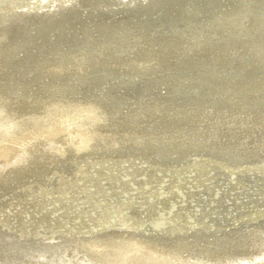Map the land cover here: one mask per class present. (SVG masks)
Instances as JSON below:
<instances>
[{"label": "bare ground", "instance_id": "6f19581e", "mask_svg": "<svg viewBox=\"0 0 264 264\" xmlns=\"http://www.w3.org/2000/svg\"><path fill=\"white\" fill-rule=\"evenodd\" d=\"M262 8L0 0V264H264Z\"/></svg>", "mask_w": 264, "mask_h": 264}, {"label": "rangeland", "instance_id": "374dc122", "mask_svg": "<svg viewBox=\"0 0 264 264\" xmlns=\"http://www.w3.org/2000/svg\"><path fill=\"white\" fill-rule=\"evenodd\" d=\"M262 9H264V8H262ZM261 12H263V10L261 11ZM261 14V13H260ZM258 38L260 39V40H262L263 39V41H264V36H258ZM117 54V53H116ZM116 54H114V55H116ZM113 55V56H114ZM113 58V57H112ZM100 60L101 59H104V58H99ZM105 59H109L108 57L107 58H105ZM113 59H115V58H113ZM118 59V58H117ZM122 61V60H121ZM132 61V60H131ZM162 93H164V92H162ZM117 118H118V116H117ZM117 121V120H116ZM116 121H114V123L116 122ZM118 123V122H117ZM114 125L116 126V124H112V126L111 127H114ZM107 126V127H106ZM105 126V128H107V129H109V130H112V128L110 127L109 128V126L108 125H106ZM120 126V125H119ZM105 130V129H104ZM122 130V129H121ZM121 130H119V132H118V130L116 131V132H114V133H116V135H117V137H119L120 136V131ZM113 131H115V130H112V132ZM112 132H109V133H112ZM224 135V134H223ZM241 135H243L242 137H244L243 139H241L242 137H240ZM229 137V139H228V137ZM234 136V137H233ZM227 137V138H226ZM233 137V138H232ZM237 139H236V138ZM220 140L219 141H217V143L219 144L218 146L219 147H222V148H228L229 150H231L232 152H244V153H257V152H259L261 155L262 154H264V144H262V145H259L258 147H257V143H259L258 141L260 140V139H255V138H253V139H249V140H246V136L244 135V134H236V135H233V134H227L226 133V136L224 135V137H220L219 138ZM233 139V140H232ZM240 139V140H239ZM227 140H229V141H227ZM236 140V141H235ZM238 140V141H237ZM243 140V141H242ZM231 141H233V142H231ZM251 141V142H250ZM41 142V143H40ZM44 142L45 143H47V144H45V146H41V144L42 145H44ZM224 142V143H223ZM237 142V143H236ZM243 142H247V144H245V143H243ZM49 143L48 142H46V141H44V140H42V141H39V142H37V143H35L34 144V146L32 147L33 148V150L30 152L29 151V153L28 154H32V152L34 151V150H36V149H41L42 151H40V152H38V154H37V156H39V157H43V156H45V154L47 153V152H50V151H52V148H56V146H57V144L58 143H50V145H48ZM232 144V147L230 146ZM233 144H234V146H233ZM237 144H238V146H237ZM241 144V145H240ZM250 144H252L251 146H248V145H250ZM254 144L256 145V146H254ZM48 146V149H47V152L46 151H44L43 152V149L45 148V147H47ZM226 145V146H225ZM243 145V146H242ZM248 146L247 148H246V146ZM50 146V147H49ZM238 148H236V147ZM35 147V148H34ZM243 147H244V149H243ZM251 147V148H250ZM257 147V148H256ZM261 147H263V148H261ZM31 148V149H32ZM236 148V149H235ZM242 148V149H241ZM30 149V150H31ZM51 149V150H50ZM233 149V150H232ZM234 149H235V151H234ZM239 149H240V151H239ZM255 149V150H254ZM257 149V150H256ZM262 149V150H261ZM238 150V151H237ZM249 150H251V151H249ZM253 150H254V152H253ZM263 153H262V152ZM46 152V153H45ZM14 153V152H13ZM13 153H11V156H13ZM25 156H29V155H25ZM28 160V159H27ZM44 161V160H43ZM29 162V161H28ZM27 162V163H28ZM49 162V161H48ZM5 163V162H4ZM50 163H51V161H50ZM33 163L31 162V166H34V165H32ZM26 166V165H25ZM24 166V167H25ZM30 165H29V167H31ZM52 166V165H51ZM24 167H22L21 168V170H23L24 169ZM68 167V166H67ZM27 182H30V181H28L27 180ZM26 181H25V183H27ZM20 187V186H19ZM18 187V188H19ZM12 194H14V191H11V192H9V195L8 196H11ZM15 195V194H14ZM6 203H7V200H6ZM70 262V261H69ZM70 264V263H69ZM72 264V263H71ZM81 264H83V263H81Z\"/></svg>", "mask_w": 264, "mask_h": 264}]
</instances>
